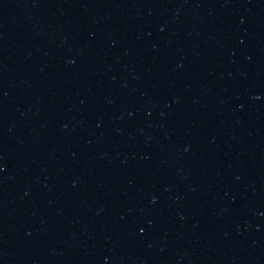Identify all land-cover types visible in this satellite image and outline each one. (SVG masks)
<instances>
[{
	"label": "water",
	"instance_id": "obj_1",
	"mask_svg": "<svg viewBox=\"0 0 264 264\" xmlns=\"http://www.w3.org/2000/svg\"><path fill=\"white\" fill-rule=\"evenodd\" d=\"M0 264H264V0H0Z\"/></svg>",
	"mask_w": 264,
	"mask_h": 264
}]
</instances>
